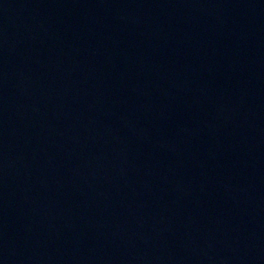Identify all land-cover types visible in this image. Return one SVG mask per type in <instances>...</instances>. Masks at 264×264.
Instances as JSON below:
<instances>
[{"label":"water","instance_id":"1","mask_svg":"<svg viewBox=\"0 0 264 264\" xmlns=\"http://www.w3.org/2000/svg\"><path fill=\"white\" fill-rule=\"evenodd\" d=\"M0 264H264V0H0Z\"/></svg>","mask_w":264,"mask_h":264}]
</instances>
